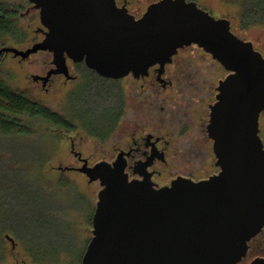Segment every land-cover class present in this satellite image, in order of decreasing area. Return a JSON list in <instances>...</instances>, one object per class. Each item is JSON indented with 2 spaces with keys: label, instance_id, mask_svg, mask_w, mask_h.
Listing matches in <instances>:
<instances>
[{
  "label": "water",
  "instance_id": "1",
  "mask_svg": "<svg viewBox=\"0 0 264 264\" xmlns=\"http://www.w3.org/2000/svg\"><path fill=\"white\" fill-rule=\"evenodd\" d=\"M29 1L39 11L43 38L26 49L3 46L0 54L26 59L41 50L51 52L54 68L41 77L45 80L52 73L70 78L68 59L85 62L106 78L146 74L193 43L229 72L220 81L208 124L217 173L199 181L179 176L156 187L148 179H129L122 152L113 162L90 165L82 158L77 169L101 185L82 264L241 261L248 242L264 227L261 51L234 33L229 19L215 17L194 0H159L140 17L116 0ZM6 237L14 246L15 240ZM250 264H264V257Z\"/></svg>",
  "mask_w": 264,
  "mask_h": 264
},
{
  "label": "rangeland",
  "instance_id": "2",
  "mask_svg": "<svg viewBox=\"0 0 264 264\" xmlns=\"http://www.w3.org/2000/svg\"><path fill=\"white\" fill-rule=\"evenodd\" d=\"M0 1L18 7L19 26L24 35L18 42L12 37L6 39L0 48L26 49L42 38L38 30L42 27L39 11L29 0ZM151 1L138 0V6L144 10ZM197 1L212 10L215 17L228 16L234 30L253 41L264 56V26L242 29L238 25L244 13L239 0ZM187 53L202 54L196 48L188 49ZM50 59L47 52L35 53L26 60L15 58L11 53L0 56V80L13 90L48 106L74 125L68 130L39 117L22 116L18 120L24 134L0 133V221L9 225L14 233H6L15 240L13 246L9 239H5L0 264H82L93 236L91 216L101 185L99 181L89 182L88 177L77 170H60L59 167L82 165L72 151V140L74 149L87 157L91 165L104 158H115V147L124 144V108L121 103L127 77L107 80L106 85L99 88H89L93 79L99 81L97 76L91 75L83 65H77L73 69L81 74V79L65 82L64 77H54L45 88L42 82H35L32 75L44 73ZM217 66L207 58L202 70L209 75L216 71L217 75H223L224 71ZM91 93L101 96L102 101L111 97L110 103L114 106H107L108 98L106 106L95 105L93 101L87 103L86 98ZM118 110L119 119L114 123ZM91 129L102 136L89 132ZM260 129L264 142V114ZM215 161L212 149L211 155L204 160L210 173L216 170ZM204 175L195 174L196 177ZM254 251L262 253L260 251L264 252V249H252L249 256Z\"/></svg>",
  "mask_w": 264,
  "mask_h": 264
},
{
  "label": "flooded vegetation",
  "instance_id": "3",
  "mask_svg": "<svg viewBox=\"0 0 264 264\" xmlns=\"http://www.w3.org/2000/svg\"><path fill=\"white\" fill-rule=\"evenodd\" d=\"M156 1L159 0H152L144 10H142L141 5L138 6V0H116V3L120 7H126L136 17H140L148 6ZM194 1L211 13L212 10L205 8L197 0ZM241 7L244 8L242 4ZM225 18L230 20L231 29L234 33L248 40L234 30L232 20L228 16ZM238 25L242 29H246L242 27L241 18L238 20ZM38 30L42 33L41 27ZM253 44L257 50L261 51L254 42ZM190 48L199 49L202 54L187 53ZM38 52H47L51 56V59L46 62L45 72L32 75V79L35 82H42V86L45 88L54 77H64L65 82L81 79V74L75 72L73 66L83 65L87 71L89 69L94 71H88L91 75L96 76L95 73L98 74L95 70L87 67L85 62H74L68 59L70 78L63 73H52L45 80L41 77H46L48 72L54 68L53 54L42 50ZM10 53L13 54L12 52H3L0 56ZM13 56L20 58L14 54ZM207 58L214 65H218V69L223 70L224 74L217 75L216 71L215 74L209 75L207 71L202 70L203 61ZM26 59L21 58V60ZM228 74L229 72L225 67L211 53L193 43L178 48L171 60L164 65L154 64L150 66L146 74L135 75L130 72L125 76L127 77V87L124 90L123 98L124 144L123 146H116L115 150L117 155L122 152L125 171L129 179H148L156 187H161L171 184L179 176L199 181L219 171V167L216 166V170L210 173L204 160L211 155L213 149V140L208 133L211 106L217 100L220 81L225 79ZM85 78L87 80V74ZM263 114L264 111L260 114V123ZM73 148L75 145L72 140V151ZM74 151L76 150L74 149ZM79 154L81 158L77 157L83 163L82 158L87 157H83L81 152ZM116 157L102 160L113 162ZM70 167L72 168L62 169L59 167V169L79 171L77 169L79 166ZM198 173H205L206 175L196 177L195 174ZM84 175L86 176V174ZM252 249H264V227L248 242L247 254L237 264H250L255 258L264 257L263 251H260L262 253L254 251L249 256Z\"/></svg>",
  "mask_w": 264,
  "mask_h": 264
},
{
  "label": "trees",
  "instance_id": "4",
  "mask_svg": "<svg viewBox=\"0 0 264 264\" xmlns=\"http://www.w3.org/2000/svg\"><path fill=\"white\" fill-rule=\"evenodd\" d=\"M239 1L244 7L243 17H241L242 27L247 29L252 26H264V0ZM18 16L19 10L17 6L11 5L5 1H0V44L10 37L14 38L17 42L23 39L24 35L19 26ZM88 71L92 70L89 69ZM95 75L99 81L93 79L94 81L91 82L89 88H96L97 86V88H99V86L106 85L107 80H113L103 78L96 73ZM118 80L115 81L117 82ZM89 97L86 98L87 103L88 101H93L95 105L104 104L106 106V99L108 98L109 104L107 106L109 108L114 106V103H110L112 99L109 96L106 97V99H103V101L102 97L99 95H93L91 93ZM121 105H124V99L122 100ZM120 108L121 107H119V110ZM119 110L114 123L119 119ZM22 116L39 117L68 130L72 129L71 127L74 126L61 114L53 111L44 104L32 100L24 93L13 90L6 82L0 80V133L2 135L24 134L21 121L18 120V117ZM89 132L94 133L92 129L89 130ZM94 134L102 136L100 133ZM6 232L14 233L6 222L3 223L0 221V262L4 254V249L2 248L4 241L7 238L6 235L8 234Z\"/></svg>",
  "mask_w": 264,
  "mask_h": 264
}]
</instances>
